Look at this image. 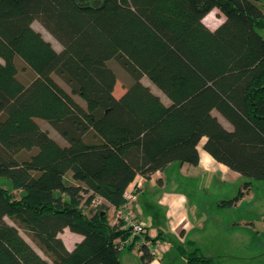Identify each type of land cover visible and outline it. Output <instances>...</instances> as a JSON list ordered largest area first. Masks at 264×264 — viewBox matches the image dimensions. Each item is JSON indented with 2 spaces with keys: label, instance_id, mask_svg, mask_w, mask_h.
Returning <instances> with one entry per match:
<instances>
[{
  "label": "trees",
  "instance_id": "16d2710c",
  "mask_svg": "<svg viewBox=\"0 0 264 264\" xmlns=\"http://www.w3.org/2000/svg\"><path fill=\"white\" fill-rule=\"evenodd\" d=\"M213 8L224 20L211 29ZM262 28L256 0H0V177L11 181L0 186V264H121V250L148 235L109 224V209L137 175L197 165L200 146L243 188L264 179ZM112 60L128 78L120 96ZM65 227L82 235L71 250ZM139 250L144 263L154 256Z\"/></svg>",
  "mask_w": 264,
  "mask_h": 264
},
{
  "label": "crops",
  "instance_id": "0c3cea01",
  "mask_svg": "<svg viewBox=\"0 0 264 264\" xmlns=\"http://www.w3.org/2000/svg\"><path fill=\"white\" fill-rule=\"evenodd\" d=\"M214 9L217 8L212 10ZM218 12L220 11L218 10ZM203 22L205 23L204 18ZM205 24L211 29L218 26ZM161 99L164 102L169 101L168 98L166 100L165 98ZM213 113L218 116L215 111ZM218 118L221 120L220 116ZM221 122L223 123L222 120ZM223 124L225 125V123ZM187 166L188 164L173 162L165 170L157 171L149 178H143L140 175L135 177L134 180H139L140 182V187L137 191L135 217L136 220L143 223L148 237L146 239L142 236L138 238L131 249L123 248L119 255L121 264H188L185 255L193 251H196L198 255L212 257L210 262H202V264L213 263V256L220 250L221 244L214 243L219 241L218 236L217 239L216 237L209 238L206 230L205 216L207 217V208L204 204L205 201L195 200L198 216H193L190 211V205L192 204H190V198L185 189L168 186L169 172L178 169L182 173V171L188 169ZM192 166L204 173H217L222 177L227 175L234 181L241 180V175L238 172L215 160L202 146L199 147V163ZM206 190L212 193L211 206L209 207L217 210L222 207L237 206L241 202V197L251 194V187H235L229 194H227L225 187H218L216 191L209 188H206ZM217 191L221 192L215 194ZM237 195L239 198L235 203L228 201ZM107 222L109 224H114L115 222L113 207L107 212ZM243 222L246 224L251 223L246 220H238L234 221L233 224ZM215 231L218 232L219 230L216 229ZM58 236L69 250L82 239L81 234L72 232L67 227L59 232ZM142 240H145L148 247L155 251L153 258L145 263L141 260V252L139 250V246L143 243Z\"/></svg>",
  "mask_w": 264,
  "mask_h": 264
},
{
  "label": "rangeland",
  "instance_id": "374dc122",
  "mask_svg": "<svg viewBox=\"0 0 264 264\" xmlns=\"http://www.w3.org/2000/svg\"><path fill=\"white\" fill-rule=\"evenodd\" d=\"M256 1L264 11V0ZM223 20L224 16L218 12V9L210 11L204 17V21L208 25H219ZM32 25L53 46L57 49L61 48L60 43L38 21L35 20ZM259 32L264 36V28L259 29ZM110 63L118 75L113 93L115 96H119L125 91L128 78L123 68L115 60H112ZM142 81L145 84L147 83L152 91L161 96V98L167 99V96L146 76L142 77ZM77 98L82 101L79 96ZM215 113L220 116L227 127H230V124L224 117L217 111ZM37 120L40 126L47 130L52 137L59 142L63 141L60 134L47 121L43 119ZM187 167L188 169H185L182 173L178 169L169 172L168 186L185 189L189 195L190 204H192L190 205V211L193 216H198L195 200L205 201L207 217L204 216L209 238L216 237L217 239L218 236L219 241H215L214 243H220L222 246H220V250L213 256L214 261L211 264H264V179H251V185L249 186L251 187V194L241 197V202L237 206L222 207L217 210L216 208L209 207L211 206L212 193L208 192L206 188L216 191L218 187H225L227 194H229L235 187H242V182L245 179L241 178L239 181H234L227 175L222 177L217 173H204L189 164ZM66 178L70 180L69 172L66 174ZM0 186L11 188V181L6 177H0ZM220 192L217 191L215 194ZM6 220L11 222L9 218H6ZM238 220H246L251 223L233 224L234 221ZM215 228L219 231L216 232ZM19 232L37 252L46 257L22 229H19Z\"/></svg>",
  "mask_w": 264,
  "mask_h": 264
},
{
  "label": "built area",
  "instance_id": "2783aa9c",
  "mask_svg": "<svg viewBox=\"0 0 264 264\" xmlns=\"http://www.w3.org/2000/svg\"><path fill=\"white\" fill-rule=\"evenodd\" d=\"M140 187L139 180H133L128 187L125 189L123 197L125 199L124 204L115 210V219L123 220L126 225L132 227L133 231L136 234H140L144 230V225L141 221L136 220L135 217V205H136V198H137V191ZM145 243V240H142ZM147 246L148 244L145 243ZM151 253L155 254L154 249L148 247Z\"/></svg>",
  "mask_w": 264,
  "mask_h": 264
}]
</instances>
